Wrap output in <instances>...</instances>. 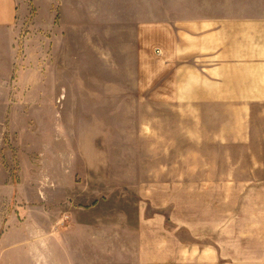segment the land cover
<instances>
[{
  "label": "rangeland",
  "instance_id": "1",
  "mask_svg": "<svg viewBox=\"0 0 264 264\" xmlns=\"http://www.w3.org/2000/svg\"><path fill=\"white\" fill-rule=\"evenodd\" d=\"M15 8L0 28V264H139L195 238L228 249L224 264L260 250L264 118L250 149L194 140L181 110L134 97V23L109 17L115 0Z\"/></svg>",
  "mask_w": 264,
  "mask_h": 264
},
{
  "label": "crops",
  "instance_id": "2",
  "mask_svg": "<svg viewBox=\"0 0 264 264\" xmlns=\"http://www.w3.org/2000/svg\"><path fill=\"white\" fill-rule=\"evenodd\" d=\"M115 4L119 12L109 17H132L134 23V97L181 110L191 119L194 140L250 149L264 118V0ZM15 15V0H0V28L11 27ZM257 245L255 253L239 249L233 261L264 264V241ZM230 257L213 240L195 238L176 244L171 255L154 254L139 264H224Z\"/></svg>",
  "mask_w": 264,
  "mask_h": 264
}]
</instances>
